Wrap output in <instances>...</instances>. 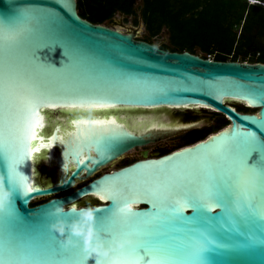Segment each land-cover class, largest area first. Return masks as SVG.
I'll use <instances>...</instances> for the list:
<instances>
[{
  "label": "water",
  "instance_id": "95a60500",
  "mask_svg": "<svg viewBox=\"0 0 264 264\" xmlns=\"http://www.w3.org/2000/svg\"><path fill=\"white\" fill-rule=\"evenodd\" d=\"M136 29L124 32L93 23L80 15L77 0H0V85L4 81L6 92L11 89L16 96L7 113L10 123L17 133L23 129L22 100L33 91L67 98L60 106L40 110L43 127L37 133L54 147L41 149L18 166L36 191L26 194L6 181L14 201L7 215L0 210V264H74L43 251L49 245L61 247V237L49 227L56 207L97 200L93 206L105 209L97 213L103 217L113 201L99 199L100 187L117 183L109 178L137 182L162 177L177 166L230 164L235 153L220 150L237 130L264 136V62L219 61L190 51H168L139 39ZM233 103L256 111H239ZM161 108L206 109L223 114L229 123L193 144L107 172L74 189L77 181L89 179L128 150L185 129L154 130V124L139 121L157 118L154 111ZM83 120L108 123L82 125ZM36 146L37 141L32 142L31 147ZM258 147L264 155V146ZM11 159L10 148L6 155L0 149V173L7 172ZM253 163L264 168L258 152L249 160ZM234 192L231 184L222 187L224 210L197 206L195 212L188 206L176 216L164 214L158 227L168 238L206 248L203 262L181 264H264V205L248 204ZM41 198L49 199L31 206ZM150 208L147 201L134 205L136 211ZM9 240L30 246L34 258L7 261L3 247Z\"/></svg>",
  "mask_w": 264,
  "mask_h": 264
},
{
  "label": "snow or ice",
  "instance_id": "6c2138e0",
  "mask_svg": "<svg viewBox=\"0 0 264 264\" xmlns=\"http://www.w3.org/2000/svg\"><path fill=\"white\" fill-rule=\"evenodd\" d=\"M65 99L67 98L52 97L38 91L29 93L22 100L26 115L23 129L17 133L7 115L16 102V96L11 89L6 92L4 81L0 85V149L5 155L6 148H10L12 152L11 162L8 161L4 175L8 177L9 184L19 190L22 188L26 194L35 192L36 189L31 187L28 178L18 166L30 159L34 151L31 144L37 139V129L41 127L43 119L40 110L60 106ZM79 123L100 125L108 122L83 120ZM230 141L220 150L235 153L230 164L209 166L202 163L196 169L177 166L168 170L167 175L153 176L137 182L121 183L119 177L109 178L117 183L113 187L101 186L100 192L103 194L99 195V199L110 198L113 204L107 215L97 216V224L101 225L97 228L108 246L117 239H124L126 243L123 248L114 250L111 257L106 258L105 264H181L187 260L203 262L206 248L179 245L160 230L158 225L165 218V213L176 216L183 213L188 206L194 208L195 212L197 206L209 211L215 206L223 209L222 187L228 184L235 190L237 199L242 197L248 204L259 201L260 205H264V168L258 167L256 163L249 164L254 153L258 152L260 159H264L258 147L264 146V136H258L254 131L237 130ZM149 168L160 170L161 166ZM141 201L150 204L149 211L133 210L134 205ZM101 210L105 209H98L97 213ZM141 213L151 214L141 216ZM43 251L53 256L59 255L60 259L72 261L74 264H88L89 261L81 244L70 249L62 246L58 249L49 245ZM3 253L7 261L13 262L29 261L35 256V250L30 246L12 240L5 243Z\"/></svg>",
  "mask_w": 264,
  "mask_h": 264
},
{
  "label": "trees",
  "instance_id": "16d2710c",
  "mask_svg": "<svg viewBox=\"0 0 264 264\" xmlns=\"http://www.w3.org/2000/svg\"><path fill=\"white\" fill-rule=\"evenodd\" d=\"M77 0L80 15L96 24H117L115 16H132L143 23L146 34L139 39L154 42L164 30L167 41L159 43L168 51H190L219 61L264 62V0ZM239 110L255 112L233 103ZM216 122L185 144L202 139L229 123L215 114ZM184 144V145H185ZM35 201L31 206L45 202ZM95 205L97 200L82 205Z\"/></svg>",
  "mask_w": 264,
  "mask_h": 264
},
{
  "label": "clouds",
  "instance_id": "9594fccd",
  "mask_svg": "<svg viewBox=\"0 0 264 264\" xmlns=\"http://www.w3.org/2000/svg\"><path fill=\"white\" fill-rule=\"evenodd\" d=\"M39 59V57L37 56ZM56 67L55 65H52ZM43 124L41 123V127ZM53 140L55 137L52 138ZM37 146L34 148L32 155L39 153L41 149L52 148V142H44V137L37 133ZM8 177L0 173V210L6 211L10 203L14 201V192L8 187L6 183ZM97 206L90 203L81 206L78 202L73 200L64 207H56L51 215L56 219L50 223V230L56 232L61 237L60 244L65 249H70L83 242V249L87 253L88 259H93L95 264H105L106 258L111 257L114 250L123 248L126 241L124 239H117L111 246L105 243L103 234L97 228ZM134 210V209H133ZM76 213L75 218L69 220L65 218V214Z\"/></svg>",
  "mask_w": 264,
  "mask_h": 264
},
{
  "label": "flooded vegetation",
  "instance_id": "af4514ba",
  "mask_svg": "<svg viewBox=\"0 0 264 264\" xmlns=\"http://www.w3.org/2000/svg\"><path fill=\"white\" fill-rule=\"evenodd\" d=\"M109 26H114V25H109ZM151 43H154V42H151ZM154 114L158 117L155 119H149V120L140 119L139 121H147L148 123L154 124L153 125L154 130H166V129L172 130L177 127H185V129L180 130L179 133L175 135H171L165 138H159L145 145L136 146L128 150L119 158L113 160L112 162L108 163L105 166H102L89 179H86L84 181H77V184L74 189L82 187L83 185L89 183L93 179L107 172H111L115 169L126 167L128 165H131L145 158H157V157L163 156L176 149L193 144L201 140L199 139L197 141H194L193 143L185 144L187 140H190L193 137L203 133L211 125H213L211 121L213 120V118L216 119L215 114H221V113H217L213 111L211 112L210 110H206V109L161 108V109L155 110ZM210 134L211 133L207 134L202 139L206 138ZM169 141H173V142L169 143ZM145 152H147V157H144ZM90 201H93V200H90ZM82 203L83 202H80L79 204L83 206Z\"/></svg>",
  "mask_w": 264,
  "mask_h": 264
},
{
  "label": "rangeland",
  "instance_id": "374dc122",
  "mask_svg": "<svg viewBox=\"0 0 264 264\" xmlns=\"http://www.w3.org/2000/svg\"><path fill=\"white\" fill-rule=\"evenodd\" d=\"M141 3H142V0H137L136 5L138 6ZM125 18L126 17L122 16L121 14H117L115 16V22L117 24H112V25H114L115 27H117L118 29H120L124 32L132 30L133 28H137L135 30V32L137 33L138 37H143L147 33L143 23H140L139 25H135L132 16L128 17V19H125ZM168 37H169V34L167 33L166 30H164L158 37H154L153 41H154V43L159 44L162 41H167ZM263 46H264V43H263ZM209 58L213 59V56L209 55ZM222 116H223L222 114H219V117H222ZM223 118H226V117H223ZM215 120L216 119L213 118V120L211 122L214 124L216 122ZM172 142L173 141H169V143H172ZM48 199L49 198H41V199H37L36 201L48 200Z\"/></svg>",
  "mask_w": 264,
  "mask_h": 264
},
{
  "label": "built area",
  "instance_id": "2783aa9c",
  "mask_svg": "<svg viewBox=\"0 0 264 264\" xmlns=\"http://www.w3.org/2000/svg\"><path fill=\"white\" fill-rule=\"evenodd\" d=\"M251 2H259L258 0H250ZM264 4V2H261Z\"/></svg>",
  "mask_w": 264,
  "mask_h": 264
}]
</instances>
